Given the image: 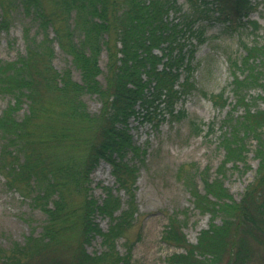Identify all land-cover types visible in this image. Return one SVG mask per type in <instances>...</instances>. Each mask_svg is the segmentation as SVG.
Returning a JSON list of instances; mask_svg holds the SVG:
<instances>
[{"label":"trees","instance_id":"trees-1","mask_svg":"<svg viewBox=\"0 0 264 264\" xmlns=\"http://www.w3.org/2000/svg\"><path fill=\"white\" fill-rule=\"evenodd\" d=\"M51 1L48 11L42 0H0V31L9 30L13 13L20 8L44 33L38 39L26 27L25 53L13 61L0 59V95L12 100L0 112V172L7 187L31 198V205L46 216L38 235L32 233L23 245L16 244L11 254L0 249L2 264H131L130 248L121 255L114 245L137 220L133 187L139 166L147 159L130 133V118L157 127L165 120L186 118L183 103L198 90L194 75L200 64L195 58L205 41L203 22L228 23L224 29L242 24L256 37L260 25L249 17L260 6L264 9V0H187L185 11L177 0ZM54 41L71 56L80 81L71 67L54 68ZM242 47V57H228L234 104L222 119L220 169L214 178L210 169L178 170L195 209L208 213L210 223L193 244L183 232V220L178 215L169 218L162 240L183 249L170 256L173 264H248V238L264 247V108L258 105L264 94H251L256 89L264 92V43L242 42ZM103 53L105 83L99 79ZM45 92L56 106L43 99ZM84 95L101 101L100 113L88 111ZM206 97L218 109L231 105L224 90ZM25 104L26 112L19 117ZM239 107L243 113L236 115ZM71 118L93 127L92 135L71 134L65 124ZM190 122L195 135L205 131L203 122ZM213 127V122L208 124L205 136L214 133ZM61 145L85 150L81 155L71 151L65 158L51 154V148ZM251 152L257 160L254 181L237 201L224 184L225 170L228 164L234 168L243 164L248 170ZM101 160L111 166L117 192L128 196L125 207L114 187H105L101 202L89 193V177ZM76 192L84 199L82 206L72 208L69 198ZM97 214L111 220L107 231L96 222ZM75 231L77 246L64 259L57 252L68 247L67 239ZM96 236H101L105 250L91 254L87 245Z\"/></svg>","mask_w":264,"mask_h":264},{"label":"rangeland","instance_id":"rangeland-1","mask_svg":"<svg viewBox=\"0 0 264 264\" xmlns=\"http://www.w3.org/2000/svg\"><path fill=\"white\" fill-rule=\"evenodd\" d=\"M261 1V0H254ZM44 7L49 11L53 7L51 0H42ZM185 11L189 2L187 0H177ZM179 15V14H177ZM2 10L0 7V18ZM176 16L174 13L170 17ZM256 20L260 25L258 35H250L245 26L235 24L234 27L224 29L223 22H203L205 38L196 53L195 63H199V68L195 71L194 78L198 90L193 91L183 103L186 111V118L181 121L165 120L158 127L154 124L141 122V120L131 117L129 120L130 133L134 141L146 151V165L139 166L137 180L133 187L134 204L137 208V220L123 231V235L117 237L114 241L115 250L124 255L129 249L131 264H173L169 262L170 256L174 252H181L183 249L167 245L162 240V234L172 215H178L183 220L182 228L190 243H196L201 231L207 229L210 223V215L200 214L194 207L193 198L189 190L182 181V174L178 173L181 168L190 169L193 166L200 170L210 169V175L214 178L220 169L223 160L224 150L219 146V136L222 133V119L234 104V97L231 91L232 74L229 69L228 57L240 58L244 55L242 42L253 44L254 42L264 43V9L260 6L249 17ZM30 27V33L42 39L43 32L39 31L37 25L30 21L28 16L22 13L18 8L13 13L8 31H0V59L4 61H13L25 53L26 43L24 29ZM197 27V25H196ZM49 37H54V32L49 29ZM53 66L61 71L71 67L75 80L80 81V74L71 66V56L67 55L59 47L57 41H54ZM100 66L103 71L99 75L102 83H105L107 56L103 53L100 59ZM222 90L229 97L231 105L223 109L216 108L209 97L212 93L219 94ZM252 95L261 94L262 89L252 90ZM45 92L43 99L49 106H56L54 101L47 98ZM83 100L86 103L88 111L91 113H100L102 103L96 96L84 95ZM10 97L0 95V112L5 109ZM258 105L264 108V101L259 100ZM181 107V104H179ZM27 105L19 111V117L26 112ZM59 110V109H58ZM243 113V107H239L235 114ZM43 119L40 118L39 121ZM203 122L205 124L204 132L201 135L193 133V125ZM213 122L214 133L211 136H205L208 124ZM59 126L65 125L71 130V134L82 136L92 135L93 127L83 121L68 119L65 124L57 121ZM88 129V133H86ZM254 147V141H251ZM1 146V144H0ZM76 149V148H75ZM82 148L72 151L66 145L51 148V154L57 153L61 158H65L70 152L83 153ZM250 168L239 164L238 168L228 164L226 167V177L223 179L225 186L229 189L234 199L240 201L244 195L246 187L254 181L257 169V160L250 153ZM89 193L99 202L105 195V187H114V192L121 196L123 206H126L128 196L124 191L117 192L115 189V180L111 174V166L104 160H101L95 170L89 177ZM199 189L205 192L204 185L200 176H197ZM84 196L73 193L69 198L73 207L82 206ZM116 214H119L117 212ZM45 214L38 208L31 205V198H22L20 193L7 187L5 179L0 172V249L4 253L11 254L16 244L23 245L26 239L35 233L38 235L41 231V225L45 222ZM95 220L99 223L103 231H107L111 225L108 217L96 215ZM220 218L216 220L220 224ZM79 234L76 231L68 238V247L62 246L58 250V255L64 259L71 257L78 240ZM251 249V257L248 264H264V247L256 242L252 237L248 238ZM105 250L101 236H96L91 244L87 245V251L91 254L100 253ZM2 254H0V264L3 263ZM44 261V260H42Z\"/></svg>","mask_w":264,"mask_h":264}]
</instances>
